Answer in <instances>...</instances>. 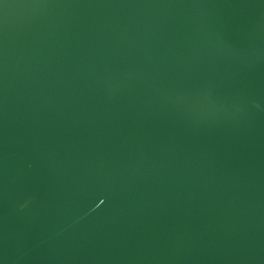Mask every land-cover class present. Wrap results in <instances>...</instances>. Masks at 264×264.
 <instances>
[{
	"label": "water",
	"instance_id": "obj_1",
	"mask_svg": "<svg viewBox=\"0 0 264 264\" xmlns=\"http://www.w3.org/2000/svg\"><path fill=\"white\" fill-rule=\"evenodd\" d=\"M0 264H264V0H0Z\"/></svg>",
	"mask_w": 264,
	"mask_h": 264
}]
</instances>
